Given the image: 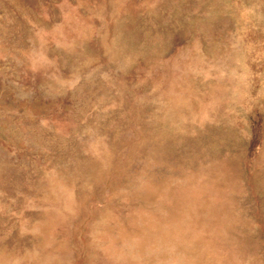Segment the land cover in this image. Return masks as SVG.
<instances>
[{
    "label": "rangeland",
    "instance_id": "1",
    "mask_svg": "<svg viewBox=\"0 0 264 264\" xmlns=\"http://www.w3.org/2000/svg\"><path fill=\"white\" fill-rule=\"evenodd\" d=\"M0 264H264V0H0Z\"/></svg>",
    "mask_w": 264,
    "mask_h": 264
}]
</instances>
